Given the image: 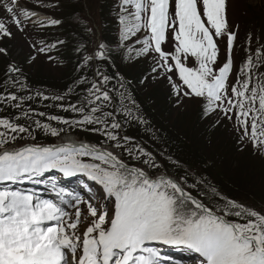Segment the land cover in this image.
I'll use <instances>...</instances> for the list:
<instances>
[{
	"label": "snow or ice",
	"instance_id": "obj_1",
	"mask_svg": "<svg viewBox=\"0 0 264 264\" xmlns=\"http://www.w3.org/2000/svg\"><path fill=\"white\" fill-rule=\"evenodd\" d=\"M60 3L52 0L54 8ZM17 4L18 0H0L11 25L23 32L21 17L30 19L37 13L17 9ZM117 4L118 39L91 47L87 37L75 41L77 75L63 94L32 92L23 69L15 64H9L0 79V111L18 110L14 116L0 117V138L11 133V143L0 139V264H5V229L23 231L21 225L30 226L28 235L34 241L24 254L25 264H182L172 252L195 255L198 264H264V208L254 210L202 179H189L194 174L187 170L154 178L149 170L164 167L157 155L121 135L132 122L149 123L139 114L133 86V79L138 86L147 77L133 78L130 73L151 58V71L163 74L177 96L201 98L202 116L216 113L217 121L220 114L231 120L234 113L245 136L251 119L250 139L264 155V73L253 83V70L261 67L259 54L255 62L247 55L234 71L237 36L228 23V0ZM62 22L53 18L48 26ZM11 25L0 17V40L14 38ZM66 43L57 40L38 51L51 53ZM166 43L171 50H165ZM0 55H10L6 46H0ZM190 60L197 66H188ZM41 103L70 115L33 107ZM53 121L65 127H53ZM70 130L95 132L104 139L98 145L15 143L18 138L35 141L38 131L57 137ZM53 172L59 174L50 178L55 202L16 187L48 184L46 174ZM72 178L76 185L66 189L64 181ZM82 214L85 227L78 232Z\"/></svg>",
	"mask_w": 264,
	"mask_h": 264
},
{
	"label": "trees",
	"instance_id": "obj_2",
	"mask_svg": "<svg viewBox=\"0 0 264 264\" xmlns=\"http://www.w3.org/2000/svg\"><path fill=\"white\" fill-rule=\"evenodd\" d=\"M35 1L42 3L40 11L46 13L51 19L59 18L63 22L58 27H49V20L34 26H29L24 22L25 29L23 32L16 31L15 26L12 25L13 33H15L12 41L17 42V50L21 52V61L18 66L23 69V75L27 77L26 83L32 92L40 91L49 95L63 94L65 87L77 75L73 71L77 62L76 54L73 51L75 41L80 40L81 36L87 37L88 41L92 42L89 44L90 47L97 41H116L120 35V28L117 23L119 5L117 0H61L60 7L54 8L52 0ZM3 2L7 4L10 3V0H3ZM86 3L89 6L90 13L94 12L90 17L85 16L84 4ZM7 16L8 14L4 11L3 6H0V17L4 18V22L11 24ZM76 21L79 23L77 24ZM92 21L95 31L93 30ZM97 27L100 32L97 31ZM86 28H91L93 32L88 33L85 31ZM31 29H33L32 34H29ZM32 37H35L37 43L44 47L61 39L67 41V43L62 47L53 49L51 53L29 55L30 53H27V50L29 39H32ZM239 44L242 48V42ZM32 50L35 49L32 48ZM49 56H51V59H49ZM30 57L32 59H29ZM237 61V67L243 66V63L246 62V59L243 61V54H240V51ZM10 62L11 56L0 55V79L3 78ZM153 65L154 60L148 58L130 73L133 78L137 76L147 77L145 83L138 86L136 80L133 79V86L135 89L134 96L140 106L139 114L147 119L149 123L148 125H138L132 122L126 129L121 130L122 136L132 137V144H140L146 147L156 154L158 162L164 165L163 168L155 171L149 170L150 174L155 178L162 174L176 175L187 170L194 174L189 179H202L216 187L224 196L254 210L259 209V206L264 208V183L259 189H254V192L248 189L254 194V197H250L254 198L250 204L246 202L250 199L246 195L243 198L236 197L239 191L233 190L232 193H227L229 191L228 185L232 183L234 187H246L244 185L247 178H244L247 175L244 172L245 168L248 166L254 167L256 172H259L258 175L264 179V167L261 164L256 165L257 161L254 162V157L248 153L247 147L240 145L241 138L235 139L231 133V127L228 124H221L220 118L217 121L214 113L202 116L203 108H200L199 105L194 103L191 107L185 105L187 97L177 96L172 85L163 74L158 75L151 71ZM257 70L259 71L257 76L264 73L262 66ZM21 78L23 79V77ZM9 91H12V89H9ZM33 107L38 111H45L49 114L70 115L54 106L45 108L43 103L34 104ZM17 112L18 110L11 109L0 111V117L14 116ZM38 118L42 122H47L44 117ZM16 122L23 123L24 121L19 120ZM50 123L53 127H65L54 121ZM149 127L151 130L146 131L145 129ZM10 135L11 133H8L0 139L11 143L8 139ZM66 136H73L79 141L97 145L104 139L91 131L70 130L69 133H61L57 137H52L50 134L45 135L38 131L35 141L28 138H18L15 143L21 146L36 144L37 142L40 145L56 144ZM237 148L240 149L239 155L236 151ZM160 153H163L162 157L159 155ZM237 156H240V158L237 159ZM234 159L237 161L236 165L246 161L247 167L245 164L239 168L229 166L233 165L231 161H234ZM172 161L177 163L173 164Z\"/></svg>",
	"mask_w": 264,
	"mask_h": 264
},
{
	"label": "rangeland",
	"instance_id": "obj_3",
	"mask_svg": "<svg viewBox=\"0 0 264 264\" xmlns=\"http://www.w3.org/2000/svg\"><path fill=\"white\" fill-rule=\"evenodd\" d=\"M98 2V1H97ZM85 3V1H84ZM39 4L40 6L37 8L36 5ZM42 7V3L40 2H36L35 0H18V4H17V9H24V8H30L32 10H34L35 12H37L38 14L35 17H32V19L30 18H26V17H21L22 19V23L24 24V22H27L26 20H28L29 26H34L36 24L34 23H38V22H42V21H47V20H51V17H49L46 13H44L43 11H40V8ZM84 9H85V13H86V17H90L93 13H90L89 11V6L86 4H84ZM96 9V8H95ZM227 17H228V23L231 27V29L233 31L236 32V41L233 47V63H234V71L237 68V59H238V53L240 51V54H243V61L246 57V55H251L254 62L256 60L257 55L259 54V59H260V63L261 66L264 68V0H228V9H227ZM42 20V21H40ZM6 24L11 25L10 23L5 22ZM48 23V22H47ZM92 26H93V30L95 31V27L93 25V21H92ZM11 31L13 32L12 29V25H11ZM33 29L29 30V34H32ZM97 31H99L98 27H97ZM97 32V33H98ZM15 35V33H14ZM146 35V33H142L141 36ZM32 36V35H31ZM99 36V35H98ZM240 42H242V48H240ZM16 43L12 41V39L4 41V40H0V46H6L9 50L10 55H8V57L11 56V62L10 64H15L18 65L21 61V52L20 50H17L16 47ZM30 44H35L37 47L33 48L35 49L34 51L32 50V48L30 47ZM41 45L37 43V40L35 39V37H32V39H29V45H28V50L27 53H30L29 55H41L42 53L40 51H38V48ZM172 45L169 44H165L164 48L165 50H171ZM222 49L224 47H226V43L221 45ZM190 67H196L197 65L195 64L194 61L190 60L189 65ZM259 71L257 69L253 70L254 73V80L253 83H255V77L257 76V73ZM173 79L174 80H178L177 76L173 75ZM186 90V89H185ZM183 97V96H182ZM195 105H199L200 108H203L204 105L201 103V98H190L187 97L186 101H185V105L187 104L188 107L193 106L192 104ZM257 107H258V102H257ZM215 118H216V113H214ZM232 115V119L229 120L227 118H225L223 116V114H220L219 118L221 119V124H225L231 127L232 129V134L233 137L236 138H241L240 145H245V147H247L248 149V153H250L253 157H254V162L257 161L256 165L261 164L264 167V155H262L259 151L258 148H254L253 147V143L250 139V135H251V119H249V125H248V136L244 135V131L243 128L240 127L237 122H236V118H235V114H231ZM259 123V122H258ZM259 130V129H258ZM73 137V136H72ZM86 142V141H84ZM89 143V142H86ZM91 144V143H89ZM239 145V147H241ZM237 154L239 155L240 149L237 148ZM220 152V150H219ZM240 158V156H237V159ZM259 161V163H258ZM233 165H229L232 166L234 168H239L242 165L245 164L246 166V161L237 164V161L234 159V161H231ZM247 167V166H246ZM251 168V169H250ZM255 168L248 166L247 168H245V173H247L246 176H244V178H246V180L244 181V185H246V187H234L231 185L229 186V191L227 193H232L233 190L235 191H239L236 194V197H242L244 195H246L248 198L250 197H254V194L252 192H254L256 188L259 189V187H261L264 183V179L262 178V176L258 175L259 172H254ZM59 174L53 172V173H48L46 174V177H49V183L48 184H40V185H35V184H31V183H25L22 185H18L16 187H19L23 190H29V191H35L38 194L41 195V198L43 199H53L55 202V195L54 193H52L50 191V184H51V177H58ZM243 178V179H244ZM73 185H76V178H72L71 182L69 181H64V187L66 189L72 187ZM240 189V190H239ZM244 191H243V190ZM248 189H250V191H248ZM246 191V192H245ZM250 192V193H249ZM87 195V194H85ZM252 200H254V198H250L248 199L247 204L252 203ZM81 208H83V205H81ZM259 209H261L262 207L259 206ZM257 209V210H259ZM71 211V210H70ZM82 224L80 226H78L77 231H81V229H83L85 227V223H83V221H85V216L82 214ZM90 219V218H88ZM80 254L79 250H78V255ZM174 257L180 258L182 260V264H198V258L195 255H181L180 253H176V252H172L171 253ZM187 257H191V258H187ZM187 258V259H185Z\"/></svg>",
	"mask_w": 264,
	"mask_h": 264
},
{
	"label": "clouds",
	"instance_id": "obj_4",
	"mask_svg": "<svg viewBox=\"0 0 264 264\" xmlns=\"http://www.w3.org/2000/svg\"><path fill=\"white\" fill-rule=\"evenodd\" d=\"M26 21V23H29L28 20ZM44 22L46 20L34 24L38 25ZM29 227L28 225H21V228L24 229L23 231L5 229L2 238V252L5 264H25L27 257L24 254L34 247V241L28 235Z\"/></svg>",
	"mask_w": 264,
	"mask_h": 264
},
{
	"label": "bare ground",
	"instance_id": "obj_5",
	"mask_svg": "<svg viewBox=\"0 0 264 264\" xmlns=\"http://www.w3.org/2000/svg\"><path fill=\"white\" fill-rule=\"evenodd\" d=\"M59 143L60 144H64V143H74L75 145H79L81 143H86V142L79 141L75 137H72V136H66Z\"/></svg>",
	"mask_w": 264,
	"mask_h": 264
},
{
	"label": "water",
	"instance_id": "obj_6",
	"mask_svg": "<svg viewBox=\"0 0 264 264\" xmlns=\"http://www.w3.org/2000/svg\"><path fill=\"white\" fill-rule=\"evenodd\" d=\"M60 143L58 142V143H56V144H46V145H59ZM89 144V143H88ZM25 145H29V144H25ZM163 175H166L167 176V174H163Z\"/></svg>",
	"mask_w": 264,
	"mask_h": 264
}]
</instances>
